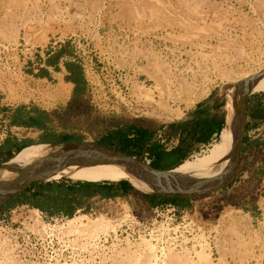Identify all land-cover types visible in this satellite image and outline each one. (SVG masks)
I'll return each mask as SVG.
<instances>
[{
	"label": "rangeland",
	"instance_id": "rangeland-1",
	"mask_svg": "<svg viewBox=\"0 0 264 264\" xmlns=\"http://www.w3.org/2000/svg\"><path fill=\"white\" fill-rule=\"evenodd\" d=\"M0 44V91L15 102L55 110L88 141L134 123L171 149L158 134L181 108L211 93L225 112L241 74L264 68V0H0ZM54 49L82 69L83 94L59 93L64 64L53 81L31 72ZM237 176L180 209L105 201L70 217L74 229L12 208L0 215V264H264L261 178L240 187Z\"/></svg>",
	"mask_w": 264,
	"mask_h": 264
},
{
	"label": "crops",
	"instance_id": "crops-1",
	"mask_svg": "<svg viewBox=\"0 0 264 264\" xmlns=\"http://www.w3.org/2000/svg\"><path fill=\"white\" fill-rule=\"evenodd\" d=\"M67 56L68 54L62 53L61 49H54L44 57H39L38 67L31 69V72L39 79L53 81L56 75L62 73V65L67 63L64 62ZM31 63V67L36 65L33 61ZM62 74L69 73L65 71ZM63 82L64 86L70 84L75 87L72 82L65 80ZM221 103L220 98L209 93L189 107L181 108L180 115L163 125L159 134L173 144L171 149L176 148L183 141L188 142L192 147L189 152L190 156L197 150L208 147L214 140L216 141L220 125L222 130L226 125V116ZM0 115L9 127L7 135L0 141V166L26 147L64 142H92L84 138L83 133L76 129L70 130L60 125L57 122L59 116L55 110L43 108L34 102H15L12 96L5 91H0ZM212 117L213 122L218 123L219 127L217 126L209 135L208 125ZM195 124H199L198 128L194 127ZM131 127L145 133L144 137L147 140L141 155L142 160L148 153L150 163L154 162L156 157L149 152L148 148L157 144L152 139L155 135L151 133L150 128L144 125H134V123L122 126L121 129ZM111 132H107L101 140L93 142L102 144V140ZM135 133L132 132L128 137L135 138L137 136ZM239 174L241 176L237 183L240 187L247 186L249 179L253 178L258 181L264 175V93H250L248 96L245 131L235 181ZM125 180L127 179L93 181L62 177L34 182L0 205V215H5L12 208L27 206L46 217L70 218L78 214L91 213L97 210L100 203L112 200L132 202L136 200L137 207H157L151 206L150 199L143 193L132 191ZM228 189L225 187L221 190ZM180 208L182 207H178Z\"/></svg>",
	"mask_w": 264,
	"mask_h": 264
},
{
	"label": "water",
	"instance_id": "water-1",
	"mask_svg": "<svg viewBox=\"0 0 264 264\" xmlns=\"http://www.w3.org/2000/svg\"><path fill=\"white\" fill-rule=\"evenodd\" d=\"M262 76H264V68L257 74L241 81L237 86L235 92L236 103L230 122V128L234 137L233 161L229 169L217 178L208 180L192 179L175 172L174 170L177 166L168 170H161L136 156L128 155L113 147L105 146L97 142L84 141L47 144L58 149L43 156L31 167L20 171L14 179L5 183L3 187H0V205L6 203L14 195L32 183L50 180L49 178L66 168L70 162L87 158L86 163H101L103 162L101 160H104L105 157L118 158L126 164L125 170L134 173L139 180L154 189L151 193L195 195L221 190L229 186L235 179L245 131L248 96L252 93L255 83Z\"/></svg>",
	"mask_w": 264,
	"mask_h": 264
},
{
	"label": "bare ground",
	"instance_id": "bare-ground-1",
	"mask_svg": "<svg viewBox=\"0 0 264 264\" xmlns=\"http://www.w3.org/2000/svg\"><path fill=\"white\" fill-rule=\"evenodd\" d=\"M258 72H246L241 74V76L239 75L240 78L237 80L238 83L236 84L235 90L228 91L226 93V102L224 105L226 125L219 135V139L211 145L206 153L198 155L192 160L186 158L176 167L174 170L175 172L192 179L208 180L223 175V173L229 169L233 161L232 154L234 149V137L230 128V122L236 103L235 92L241 81L254 74H257ZM70 86V84L67 86H62L59 93L63 96H66L70 91ZM261 91H264V76L260 77V79L255 83L252 93ZM55 149L58 148L47 144H40L37 146L34 145L24 148L14 158H11L8 162H5L0 166V187H3L5 183L14 179V177H16L20 171L31 167L39 159L54 151ZM87 160L88 158L70 162L66 168L62 169L59 173L49 179L52 180L60 179L62 177H69L76 180L99 181L107 179L118 180L124 178L129 179V181L136 188L142 191H154L153 188L139 180L134 173L125 170L126 164L118 158L105 157L104 160H101L103 161L101 163H86ZM76 221V219L70 218L68 220V227L70 229L76 228Z\"/></svg>",
	"mask_w": 264,
	"mask_h": 264
},
{
	"label": "trees",
	"instance_id": "trees-1",
	"mask_svg": "<svg viewBox=\"0 0 264 264\" xmlns=\"http://www.w3.org/2000/svg\"><path fill=\"white\" fill-rule=\"evenodd\" d=\"M66 71L69 73L65 75V81L74 83L75 87L73 90L74 96L83 94L85 91L86 79L82 72V69L72 63L64 64ZM220 105L223 106V103ZM199 124H195L194 127L198 128ZM208 134L211 135L213 130L218 126V123L213 122V117L211 122L208 125ZM222 127L217 132V140L219 139L220 131ZM132 132H136L137 136L135 138L128 137ZM145 133L138 131L136 128L131 127L129 129H117L111 132L107 137L102 140V144L105 146L113 147L121 152H124L128 155H136L142 159V152L146 144ZM191 145L185 141L181 142L176 148L171 150H165L162 146L154 144L148 148L149 152L156 157L154 162L150 164L153 167H156L161 170H168L178 166L182 161H184L189 156ZM129 185L132 191L140 192V189L133 186L129 180H125ZM143 194L150 199L151 206H162V205H173L174 207H186L188 206V199L191 195H167V194H156V193H146Z\"/></svg>",
	"mask_w": 264,
	"mask_h": 264
},
{
	"label": "built area",
	"instance_id": "built-area-1",
	"mask_svg": "<svg viewBox=\"0 0 264 264\" xmlns=\"http://www.w3.org/2000/svg\"><path fill=\"white\" fill-rule=\"evenodd\" d=\"M3 44H0V47H2ZM3 47H7V45H4ZM9 131V127L6 125L5 120L3 119L2 115H0V141L7 135ZM159 137H161V134L158 135ZM165 139H163L162 141H164ZM144 161H146L147 163H150L151 159L148 153H146L144 155L143 158ZM264 193V175L261 177V180L259 182V185L255 188L254 194L260 198L262 196V194ZM264 199V197H263ZM258 203V202H257ZM39 217H46L44 215H42V213L39 212Z\"/></svg>",
	"mask_w": 264,
	"mask_h": 264
}]
</instances>
